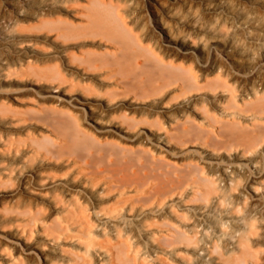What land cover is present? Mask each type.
Here are the masks:
<instances>
[{"label":"bare ground","instance_id":"bare-ground-1","mask_svg":"<svg viewBox=\"0 0 264 264\" xmlns=\"http://www.w3.org/2000/svg\"><path fill=\"white\" fill-rule=\"evenodd\" d=\"M261 5L264 0H0V188L13 179L21 184L55 178L57 173L43 166L67 154L62 140L29 130L32 120L50 125L52 132L65 121L75 143L87 148L73 153L65 174L45 186L53 189L46 199L59 216L47 224L39 206L19 211L21 226L11 229L8 238L12 249H24L22 257L0 245V264H36V252L38 264L244 261L250 253L251 224L207 210L217 189L212 177L202 178L204 189L197 191L204 203L197 215H189L191 222H185L187 214L175 209L173 199L159 205L168 191L161 186L158 168L169 163L156 149L218 133L212 122L219 119L199 102L203 94L222 93V108L232 109L228 125L238 127L242 106L226 77L244 81L240 99L255 93L256 84L264 86ZM43 30L53 32L49 40L60 39L50 44L49 53L39 52L32 37ZM86 37L103 43L86 49ZM258 46L263 60L253 63ZM220 54L236 66L261 68L236 73ZM90 70L89 80L79 76ZM12 76H34L49 84L40 86L41 100L19 109L12 99L34 87L12 88L7 84ZM93 92L103 98L92 102L83 95ZM254 95L249 104L264 109V96ZM199 104L201 120L191 112ZM82 112L98 136L82 124ZM256 162L253 158L250 164L261 172ZM241 167L220 166L218 174L231 183ZM9 194L0 189V202ZM37 224L38 238H31ZM139 240L144 247H138ZM181 243L193 244V257L179 255Z\"/></svg>","mask_w":264,"mask_h":264},{"label":"rangeland","instance_id":"rangeland-1","mask_svg":"<svg viewBox=\"0 0 264 264\" xmlns=\"http://www.w3.org/2000/svg\"><path fill=\"white\" fill-rule=\"evenodd\" d=\"M259 9L261 12H264V5H261ZM147 15L151 18V11L148 10ZM47 32V30H43L38 33L39 35L36 34L38 36L35 34L32 35V37L36 38L35 43H37L35 47L42 53H49L53 49L52 45H56L60 41V39L53 41L49 40L53 32ZM82 41V43L88 44L85 47L86 49H96L97 46L103 43L97 37L82 38ZM220 57L222 63L226 64L231 71L239 74L250 73L253 70L258 71L261 68V65H257L255 69H253V66H250L248 63L236 66L232 64L224 54H220ZM251 60L253 63L263 60L260 46L255 48ZM77 69L82 68L79 66ZM261 71L264 73V68H262ZM81 73L82 74L79 76L83 77V80H89L87 76H91L94 71H83ZM74 75L75 74L69 76ZM23 78L24 76H12L11 80L7 82L12 88L34 87V90L29 89L27 91H22L18 94L17 99H12L14 106H17L19 109H26L30 108L29 105L31 107L32 104L35 105L38 99H42L44 93L40 90V86L49 84V80L37 79L34 76H25V78ZM226 78L231 82L234 92L237 98H239V104L242 106L239 114L240 119H238V127H231L228 125L232 118L229 111L232 109L225 110L222 108V93H218L217 95L203 94L199 102L208 109L211 115L219 119L218 121L212 122L214 124L213 128H216L218 133L203 134L200 139L189 141L184 144L157 147V155L162 156L164 161L169 163L168 165L164 164V166L158 168L161 186H163L165 191H168L166 193L168 196L166 195L163 197L159 205H164L167 201L173 199L175 202V209L187 214L188 218L186 216L187 221L185 222H191L192 217H189V215H197L202 210L201 205L204 203V200L197 191V189H204V181L202 178L212 177L217 189L211 194L209 199V201L215 199V202H213L207 210H210L215 216L220 214L223 215L227 212L229 217L235 218L236 220L240 219L243 225L245 224L249 227L251 224L252 227V232L249 233L250 253L245 257L244 261L238 264H264V208H261V205H264V129H258L257 127V124L264 126V109L259 110L249 104L255 100L256 97L254 94L264 96V86L256 84L254 86L255 93H249L245 96V99H240L244 81H240L231 75H227ZM100 83V81H97L96 84L99 86ZM75 92H79V90L69 91L68 94H77ZM83 95L92 102H96L100 98H103L100 92H93L88 95L83 93ZM200 104L195 108L197 112L194 110L191 111L199 120L202 119L200 108L202 105ZM81 115L82 118L80 121L82 124L89 129V132L98 136L99 133L94 124L83 117V112ZM58 127L59 128L52 132L50 125L36 120H32L27 125L29 130L35 131L38 135H40V133L44 134L49 132L57 141L62 140L61 142L65 145L67 150L65 157L58 160L54 158L48 159L43 166L47 172H51L52 169L54 174L57 173L56 177L53 179L62 176L63 172L65 174L66 170H68V162L73 156L85 153L87 150L85 146L75 143V140L71 137V128L65 121H61ZM54 137L53 139H55ZM50 143L51 140L47 144L51 146L52 143ZM260 151H262V153H259ZM73 153L75 155H73ZM253 158L257 160L256 164L262 169L261 172L256 171L250 164ZM237 163L242 164L241 169L236 171L235 174L233 173L234 179L231 183L225 182L221 178V175L218 174L220 166L230 168L233 164ZM53 179L42 183L27 180L22 181L21 184L18 179H13V181L16 182L10 180L12 182L9 181L5 186L6 188L3 186L0 188L12 192L11 195L9 194L4 198L3 203L0 202V245L6 246L8 249L7 251H10L11 254L22 257L21 253L24 251L22 247L12 249L10 247V239L8 238V235L13 229L21 226L19 220L23 217V214L19 211H23L25 208L29 207L30 204L31 206H39L41 207L40 214L42 219L47 224L52 223L54 216H59V214L56 215L57 213L52 214V208H50V203L46 199L50 194V190L53 189L45 188V186ZM169 189L172 190V192H169ZM46 190H49V192H46ZM3 204L7 206L6 210H4L5 207H3ZM18 208H22V210ZM231 225V223H228L224 228L228 230ZM32 228L31 238H38L37 231L38 229L40 230V225L37 224V226H32ZM209 230L211 232L212 228L210 227ZM138 245V247L142 248L144 247V242L139 240ZM193 247V244L185 246L181 243L178 245V253L186 258H191L193 257ZM149 256L147 255L148 258H150ZM32 260H35L36 264H38L40 257H38L37 252L33 254Z\"/></svg>","mask_w":264,"mask_h":264}]
</instances>
